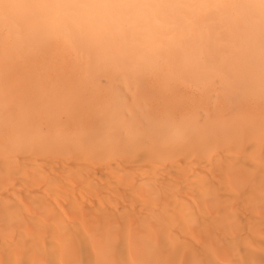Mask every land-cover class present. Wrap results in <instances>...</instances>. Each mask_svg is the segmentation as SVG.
Here are the masks:
<instances>
[{
  "label": "bare ground",
  "instance_id": "1",
  "mask_svg": "<svg viewBox=\"0 0 264 264\" xmlns=\"http://www.w3.org/2000/svg\"><path fill=\"white\" fill-rule=\"evenodd\" d=\"M0 9V264H264V0H160L82 38Z\"/></svg>",
  "mask_w": 264,
  "mask_h": 264
},
{
  "label": "clouds",
  "instance_id": "2",
  "mask_svg": "<svg viewBox=\"0 0 264 264\" xmlns=\"http://www.w3.org/2000/svg\"><path fill=\"white\" fill-rule=\"evenodd\" d=\"M0 0V9L7 7ZM54 27L82 38H100L114 32H146L158 25L165 14L160 0H52Z\"/></svg>",
  "mask_w": 264,
  "mask_h": 264
}]
</instances>
